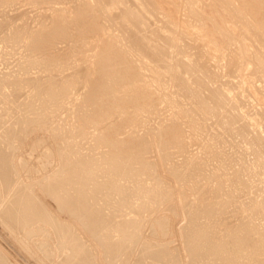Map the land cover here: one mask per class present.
<instances>
[{"label": "bare ground", "instance_id": "bare-ground-1", "mask_svg": "<svg viewBox=\"0 0 264 264\" xmlns=\"http://www.w3.org/2000/svg\"><path fill=\"white\" fill-rule=\"evenodd\" d=\"M61 1L28 0L50 11L35 9L34 23L24 10L18 24L0 15L2 62L26 52L0 73L6 243L38 264H264V0ZM249 97L258 119L244 112ZM162 104L173 117L153 124ZM37 133L56 143L39 136L42 168L16 145ZM193 141L204 156L188 151ZM215 156L240 168L209 174L201 166ZM236 201L242 223L215 230ZM4 251L0 264L19 263Z\"/></svg>", "mask_w": 264, "mask_h": 264}, {"label": "rangeland", "instance_id": "rangeland-1", "mask_svg": "<svg viewBox=\"0 0 264 264\" xmlns=\"http://www.w3.org/2000/svg\"><path fill=\"white\" fill-rule=\"evenodd\" d=\"M6 1H7V2H10V5H11V6H10L9 4L7 5V3H6V4L1 3V4H3V5H2V6L0 5V9H1V11H0V15H1V14H3V15H4V14H9V15H11V14L13 13V14H12L13 17H15L16 15H17V16H20L21 11L24 10V11H26V12H25V13L22 12V14H25V15H26V13H27V15H29V17L32 15V19H31V17H30V19H31V22L33 21V23H34L35 19H37L36 17H37L39 14H41L40 12H43L45 9L48 8V6H47V7L44 6V5H48L47 3H46V4H45V3L41 4V7L43 6L42 9H41L40 6H39V8H36L37 6H34L36 10H40V9H41L40 11H37V12L39 13V14H38V13H36V10L33 8V5L31 6V4H30L29 2H27L28 0H6ZM91 2H92V1H91ZM207 2L209 3L210 0H208ZM12 3H15L14 6H13ZM16 3H17V4H16ZM27 3H28V4H27ZM19 4H21L22 6L19 5ZM92 4H93V2H92ZM16 5H17V6L19 5V8H21V7H22V8H21V9L16 8V7H17ZM28 5H29V6H28ZM12 7H13L14 9H13ZM31 7H32V10H31V12H29V11H30L29 8L31 9ZM44 7H45V8H44ZM53 7H56V8H58V9H60V8H66V5L63 4L61 0H54V6H53ZM9 8H12V10L9 9ZM3 10H5V11H3ZM8 10H10V11L8 12ZM14 10H15V11H14ZM27 10H28V12H27ZM34 10H35V11H34ZM16 11H17V12L19 11V12L16 13ZM45 11L50 12V11H48V10H45ZM45 11H44V12H45ZM14 12H15V14H16L15 16H14ZM10 13H11V14H10ZM19 13H20V14H19ZM28 13H29V14H28ZM30 13H32V14H30ZM35 13H36L37 15H35ZM33 14H34V16H33ZM3 15H2V16H3ZM12 15H11V16H12ZM27 15H26V16H27ZM2 16H1V17H2ZM17 16H16L15 18H18ZM35 16H36V17H35ZM22 17H23V16H22ZM159 18L161 19L162 16H159ZM14 20H16V19H14ZM14 22H16V24H18V22L20 23L21 20H19V18H18V20H17V21H14ZM159 25L161 26L162 24L159 23ZM110 32H111V31H110ZM74 33H76V32H74ZM74 33H73V35L71 36L70 40L68 41V44H69V45L72 44V43L76 40V38H75V36H74ZM118 34H119L118 32H114V33H113V35H118ZM109 37H113V36H109ZM123 43H125V41H123ZM3 46H4V47H3ZM61 47H62V48H61ZM63 47H67V43H63V44H59V45H58V48H60V49H63ZM2 49H3V51H2ZM4 49H5V44L2 43V42H0V50H1L2 52H4ZM16 49H17V48H16ZM66 49H67V48H66ZM17 50H18L19 52H18V51H17V52L14 51V52H16V53L13 54V57H14V58L12 57V55H11V56H7V58H8V57L11 58V59L8 58V60H7L8 63H7V61L5 62L4 60H3V62H2V59H0V60H1L0 63H1L3 66L5 65L4 68H6V69H3V66L0 64V69L2 70V71L0 70V73H1V74H2L3 71H4L3 74H5L7 71H9V69H10L11 72H13L14 70H15V71L17 70V67H14V66H17V64H18L17 61H16V59H17V58H20V56H22V57L20 58V60H22L23 57L26 55V52H24V51H25L24 49H23V50H24V51H23V50H21L20 47H18ZM6 51H7V50H6ZM53 51H55V50H53ZM95 51H96V50L91 51L89 54L92 55ZM18 53H19L20 55H18ZM21 53H22V54H21ZM23 53H24V54H23ZM62 53H63V50H59V51L56 52V54H62ZM14 55H15V56H14ZM16 57H17V58H16ZM12 60H13V66H11V65H12ZM17 60H19V59H17ZM15 61H16V62H15ZM9 62H10V63H9ZM61 62H62V60H61V61H58V63H59L60 65H61ZM4 63H5V64H4ZM212 63H214V62H212ZM7 64H8V65H7ZM14 64H15V65H14ZM6 66H8V67H6ZM62 66H63V64H62ZM1 67H2V68H1ZM11 67H13V70H12ZM10 71H9V72H10ZM9 72H7V73H9ZM236 76H237V75H234V78H232V80L235 81V82L239 80L238 77H236ZM223 79H224L223 81H225L227 78H223ZM235 79H236V80H235ZM260 84H261V83L258 82V83H257V86H260ZM246 94L248 95V93H246ZM249 98H250L249 101H248L249 104L246 103L247 105L245 104V107H246V108H249L250 111H248V109H246V110L244 109V112H250V115L253 113V115H254V117H255V113H254V110H255V109H254L253 107H254V106H255V107L257 106V104H256V103H257V100H255V99L252 98V97H249ZM253 100H254V101H253ZM255 101H256V103H255ZM252 103H255V104L253 105ZM252 106H253V107H252ZM245 107H244V108H245ZM256 108L258 109V108H260V107L257 106ZM251 109H254L253 112H252ZM159 110L161 111L160 114H154V115L151 117V121H152L153 124H157V122L162 121L163 119L165 120L167 117H168V118H167L166 120H167V121H170V120H171L170 118L173 117V116H172V112H173L172 107L167 106L166 104H164V105L162 104V105H160V109H159ZM251 112H252V113H251ZM171 116H172V117H171ZM254 117H252V115H251V118H254ZM255 118L258 119L257 116H256ZM166 120H165V121H166ZM261 129H262V128H261ZM263 129H264V128H263ZM263 129H262V130H263ZM263 131H264V130H263ZM37 134H38V137L35 138V136H37ZM37 134L33 136V138L35 139L36 142L34 141V139L32 138V136H29V137H27V140L25 139V140L27 141V143L24 142V144H23L22 146H19L20 143H16V145L19 147V150H20V152H21L22 154L24 153V151H26V152L23 154L24 157H25V155H26V158H24L23 156H22L21 158H24L25 160H27V156H28L29 159H28L27 161H30V162H32V163L36 161V162H37L36 164L38 165V167L41 165L39 168H42V164H41V163H43V162L46 161V159L44 158V156L47 155V151H46V148L48 147V146L46 145V144H47V141L49 140V142L51 143V145H50V143L48 142L50 147H52V145H54V147H55V146H56V145H55L56 143H55V141H53L52 138L50 139V137H48V136H47V137H48L49 139H47V138H46V135H45V137H44L43 134H39V133H37ZM263 134H264V133H263ZM39 136H40L41 138H44V139L47 140V141L45 142V140L42 139V140H44V142H43L44 145L41 144V146H40V143H42L40 140H39L40 143H38L37 140L39 139ZM41 138H40V139H41ZM29 140H30V141H29ZM32 140H33V141H32ZM31 141H32V142H31ZM52 141H53V142H52ZM34 142H35V143H38V144H35ZM25 143H26V144H25ZM28 143H29V144L31 143L32 146L36 145V147L34 146V147H35V148H34V147H32V146L30 145V146H31V148H30V146H29ZM45 143H46V144H45ZM188 144H189V145L187 146L188 151H189L192 155L195 154L194 156H197V154H198V156H204L202 153H200V152H201V147L199 146V144L196 145V143H195L194 141H193V143H192V142H189ZM192 144H193V146H192ZM194 144H195V145H194ZM24 145H25V146H24ZM37 145H39V148H37ZM42 145H43V146H42ZM26 146H27V147L29 146V147H28L29 150H28V148H27ZM45 146H47V147H45ZM189 146H190V147H189ZM226 146H227V147H226ZM228 146H229V147H228ZM233 146H234V145H233ZM23 147H24L25 149H24ZM43 147H44V149H43ZM223 147H224V148H223ZM223 147H222V148H223L224 150H226V152H230L229 155L232 154L234 158H236V157H235L236 155H239V154H238L239 152L237 153V151H235V150L237 149L235 146H234V148H235L234 151H232L234 148H233L232 146H230V145H224ZM225 147H226V148H225ZM32 148H33V149H32ZM36 148H37L38 150H37ZM52 148H53V147H52ZM229 148H230V149H229ZM232 148H233V149H232ZM30 149H32V150L35 149L34 151H36V150H37V151H36V152H34V151H32V150L30 151ZM199 149H200V150H199ZM228 149H229L230 151H228ZM231 149H232V150H231ZM39 151H40V152H39ZM171 151H172V150H171ZM173 151H174V150H173ZM20 152H17V153L19 154V156L21 155ZM30 152H31L32 154H30ZM37 152H39V153H37ZM44 152H45L46 154H43ZM48 152H50V151H48ZM154 153H155V152H154ZM37 154H38V155H37ZM201 154H202V155H201ZM35 155H36V156H35ZM151 155H152V157L155 156V154H152V153L150 154V156H151ZM177 155H178V154H177ZM177 155L173 157V160H174V161H181V158L183 159V156L180 157V154H179L178 156H177ZM19 156H18V158H19ZM42 156H43V158H41ZM21 158H19V160H22V161H24V162H27V161H25L24 159H21ZM31 158H32V159H31ZM38 158H40V159H38ZM217 158H218V160H217ZM222 158H223V157H222ZM222 158L220 157V160H219V157H218V156H215V159L217 160V162H216L215 159H211V158H209L210 161H208L207 163H206V161H204V163L207 164V165H204V166L202 165L201 167L203 168V167L206 166L204 171H206V172L209 173V174H210V173H218V174H220V173H222L223 171L226 172L227 170L231 169V170L227 171V173L230 172V174H227V173L225 174V173L223 172V173L220 174V175H222L223 178H225V177H227V176H229V175H230V176H233L234 174L231 173V171L240 168V167H239V166H240V164H239L240 161H238V163H237L238 165L236 166V164H235V165H234V168L232 169V167L227 163V161L225 160V158H223V160H222ZM237 158H239V156H237ZM41 159H42V160H41ZM37 160H38V161H37ZM43 160H45V161H43ZM39 161H40V162H39ZM41 161H42V162H41ZM211 161L213 162V164H212ZM214 161H215V162H214ZM221 161L223 162V164H220ZM51 162H52V160H51ZM209 162H211V164H210ZM224 162H225V164H224ZM27 163H28V162H27ZM215 163H216V164H215ZM36 164L34 163V166H33V165H31V163H30V164L28 163V165H29V166H32L33 168L37 166ZM219 164H220V166H219ZM227 164H228V165H227ZM35 165H36V166H35ZM213 165H216V166L213 167ZM221 165H223V166H221ZM226 165H227V166H226ZM229 166H230V168H229ZM219 167H220L221 169H220ZM224 167H225V168H224ZM236 167H237V168H236ZM36 168H37V167H36ZM36 168H34V169L36 170ZM39 168H37L38 171H40ZM49 168H50V167H49ZM206 168H207V169H206ZM211 168H212V171L214 170L215 172H214V171H213V172L210 171ZM215 168H216L217 170H216ZM218 168H219V169H218ZM226 168H227V169H226ZM34 169H33V170H34ZM46 169H47V168H46ZM46 169H45V170H44V169H41V170H42V171H46ZM223 169H224V170H223ZM221 170H223V171H221ZM164 174H165V173H164ZM224 174H225V177H224ZM165 175H166V174H165ZM241 175H242V173H241ZM242 177H243V179L245 178V180H247L246 178H248V176H245V177L242 176ZM222 183H223V184H222ZM221 184H222V186L224 185V186H223L224 189L222 188V186L220 187V188H222V190H221L220 188H219V190H218V188H217V189H216V188H215V189L213 188V190H212V191H213V192H212L213 195L210 194V195H211V199L213 200L214 204H217V202L219 201V199L223 196V191H224V190H227V189L230 188V183H229V181H227L226 183H224V181H223V182H220L219 186H220ZM226 184H227V185H226ZM225 185H226V186H225ZM219 186H218V187H219ZM227 186H229V187L227 188ZM259 188H261V191L264 192V191H263V190H264V186L261 185ZM215 190H216V192H215ZM247 190H249V191L246 192ZM250 190L252 191V190H255V189H254V188H253V189H246V190L243 191L244 194H243V193H238V195H247V196H239V198H237V201H238V199L241 200V201H242V200L244 201V200L246 199L245 201H248L250 197H251V198H254L256 195L258 196V195L260 194V193H259L258 191H256V190H255L254 192H250ZM217 191H218V192L220 191V193H218ZM255 192H256V195L254 194ZM257 192H258V193H257ZM214 193L222 194V196H221V195L216 196L217 194L214 195ZM225 193H227V192H225ZM247 193H248L249 195H248ZM251 193H252V195H251ZM207 195H209V192H207L205 196H206V198L208 197V198L210 199V196H207ZM253 195H255V196L253 197ZM213 196H214V197L216 196L217 198H216V197L214 198ZM218 197H219V198H218ZM224 197L226 198V194H224L223 198H224ZM248 197H249V198H248ZM208 198H207V199H208ZM213 198H214L215 200H214ZM251 198H250V199H251ZM190 199H194V197L191 196ZM217 199H218V200H217ZM216 200H217V201H216ZM220 200H221V199H220ZM215 201H216V203H215ZM237 201H236V202H237ZM236 202H233L234 204H233V203L230 204V207L227 206L226 209H228V210H226V209L224 210V208L222 209L224 212H223V211L221 212V214H220L221 216L218 217L219 220H218L217 218L213 220V225H212V226L215 228V230H218V228H220V227H218V225H219V226H221V225L224 226L225 223H226V226H229V224H230V227L235 226V224L239 225V224L242 223L243 220L240 219L241 217L239 216L240 214L238 213V212H239V208H240L241 203H240V205H239V202H237L238 204H237ZM236 204H237V206H236ZM231 205H232V206H231ZM238 205H239V207H238ZM233 206H234V207L236 206L237 208H234ZM232 207H233L234 209H233ZM231 208L233 209L234 212H236V211L238 210V212H236V213H237L236 215H237L238 217H237L234 213L232 214V209H231ZM230 211H231V213H229ZM226 212L229 213L230 216H229V214H227ZM223 213H224V214H223ZM225 213H226V214H225ZM222 214H223V215H222ZM231 214H232L233 216H232ZM226 215H228V218L226 217ZM234 215H235V217H234ZM223 216H224V217H223ZM225 217H226V219H225ZM231 217H232V218H231ZM221 218H222V221H221ZM223 218H224V219H223ZM229 218H230L233 222H232ZM237 218H238V219H237ZM239 219H240V220H239ZM177 220H178V221H177ZM216 220L219 221V222H218V223H219L218 225H217ZM223 220H224V221H223ZM225 220H226V221H225ZM228 220H229V222H228ZM176 221H177V222H176ZM181 221H182V222H181ZM183 221H184V220L175 219V224H178V226H180V223H181V225L184 226V222H185V221H184V222H183ZM186 221H187V220H186ZM220 221H221V222H220ZM234 221H235V222H234ZM237 221H238V222H237ZM222 222H223V224H222ZM224 222H225V223H224ZM185 223H186V222H185ZM214 223H215L216 227H215ZM220 223H221V224H220ZM228 223H229V224H228ZM231 223H232V224H231ZM222 226H221V227H222ZM216 228H217V229H216ZM222 228H223V227H222ZM3 230H4V231H3ZM0 233H1V234H0V245H1V244L3 245V246H0V248L2 249V251L7 250V251H4L5 253L9 251V252H8V255H10V257H11V259H12V262H14V263H18V261H19L18 264H31V263H32V264H38L37 262L35 263V261H33L32 258H31L32 261H31L29 258H26V256H25L24 254H22V253L19 255V253L17 252L16 247H15V245H14L13 243H9V244H7L8 242H11V241L8 240V239H9V235L6 233V230H5V228H4V225H2L1 222H0ZM3 234H4V236H2ZM7 235H8V236H7ZM4 237H6V240H7V241L5 240ZM174 238H176V240H175ZM173 239L175 240V241L173 240V241L175 242V243H174V242H173V243H174L175 247H177V246L179 245V242L177 241V240H179V237H178V239H177V237H173ZM4 241H5V242H4ZM3 242H4V243H3ZM6 242H7V243H6ZM4 244H5V245L7 244V246H5ZM174 245H173V246H174ZM176 245H177V246H176ZM9 246H10V247H9ZM6 247H8V249H5ZM12 247L15 248V249H13ZM175 247H174V248H175ZM11 248H12L13 250H12ZM12 251H13V252L15 251V252L13 253ZM10 253L13 254V255H15V256L11 255ZM23 255H24V256H23ZM14 257H15V258H14ZM21 257H22L23 260L21 259ZM13 258H14V259H13ZM16 258H17V259H16ZM24 258H25V259H24ZM19 259H20V260H19ZM26 260H27V261H26ZM29 260H30V261H29Z\"/></svg>", "mask_w": 264, "mask_h": 264}]
</instances>
